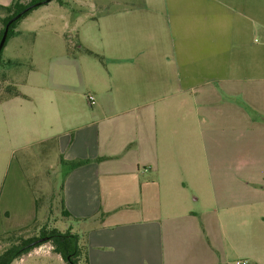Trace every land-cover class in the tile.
<instances>
[{"label": "crops", "instance_id": "crops-1", "mask_svg": "<svg viewBox=\"0 0 264 264\" xmlns=\"http://www.w3.org/2000/svg\"><path fill=\"white\" fill-rule=\"evenodd\" d=\"M114 4L68 20L51 1L8 40L0 196L11 158L52 148L84 162L61 196L86 264H264V0ZM38 27L17 81L11 49Z\"/></svg>", "mask_w": 264, "mask_h": 264}, {"label": "rangeland", "instance_id": "rangeland-1", "mask_svg": "<svg viewBox=\"0 0 264 264\" xmlns=\"http://www.w3.org/2000/svg\"><path fill=\"white\" fill-rule=\"evenodd\" d=\"M65 5L62 9L57 8L56 2L52 1V15L64 14L68 20L71 17L79 16L81 19L90 18L92 20L102 18L104 12L110 8H114L115 2H129L136 0H62ZM34 15V14H33ZM35 17V16H33ZM91 17H94L91 18ZM37 21V20H36ZM47 32L42 27H38L35 32L38 34L37 44L33 46L34 36H26L17 48L11 49L12 54L21 63L17 66L8 67L7 72L14 74L15 80L23 79L26 72L32 66V57H40L42 51L40 49L41 34ZM75 33H70L69 36L73 45L67 49L66 38L60 37L61 51H78L75 43ZM69 40V39H68ZM8 50H4L1 59L7 55ZM3 71L6 68H1ZM1 81V79H0ZM0 84V97L8 96L5 85L10 83ZM43 152V151H42ZM40 149L28 150L22 154H16L10 159L11 166L3 184L2 193L0 196V234L13 231L18 228L27 226L36 218V222L30 229L21 233L23 237L37 236L42 228H57L59 231H65L68 228L73 231L78 230L79 226L65 218L61 213V182L62 169L57 153L51 148L45 156ZM12 160V161H11ZM258 176V175H257ZM257 193H259L260 185L264 182H258ZM8 212L9 215H4ZM81 232V231H80ZM10 241H0V252L10 245ZM231 264H234L235 258L230 255ZM12 264H65L60 257L52 253L49 243L43 244L38 248L24 256L21 261H14Z\"/></svg>", "mask_w": 264, "mask_h": 264}, {"label": "trees", "instance_id": "trees-1", "mask_svg": "<svg viewBox=\"0 0 264 264\" xmlns=\"http://www.w3.org/2000/svg\"><path fill=\"white\" fill-rule=\"evenodd\" d=\"M51 1H55L59 5H65L62 0H12L10 4L6 6L0 5V38L2 36L6 23L18 14L23 9L30 7V9L20 18L12 22L8 28L6 39L2 50L0 51V67L4 65L1 55L8 40L15 34V29L19 22L27 17L33 10L48 4ZM3 79H1L2 81ZM6 86V85H5ZM6 91L11 95L13 89L10 86H6ZM17 95L18 93L15 92ZM1 98V97H0ZM83 161H64L60 158V164L69 170L82 165ZM62 194V184L60 188ZM61 213L65 218H71L69 213L64 209L63 200L61 196L60 200ZM36 218L33 222L27 226L18 228L13 231L0 234V241H10V245L0 252V264H12L14 261H21L24 256L29 255L32 250L39 246L49 243L51 251L55 255L61 258L65 264H86L85 247L81 242L80 235L74 232L73 229L68 228L65 231H59L57 228H42L37 236L23 237L21 233L31 228L35 224ZM78 221L77 219H70ZM40 239H43L40 241Z\"/></svg>", "mask_w": 264, "mask_h": 264}, {"label": "water", "instance_id": "water-1", "mask_svg": "<svg viewBox=\"0 0 264 264\" xmlns=\"http://www.w3.org/2000/svg\"><path fill=\"white\" fill-rule=\"evenodd\" d=\"M30 9V7H27L25 9H23L22 11H20L18 14H16L14 17H12L5 25L4 27V30H3V33H2V36L0 38V51L2 50L3 48V45H4V42H5V39H6V35H7V31H8V28L10 26V24L12 22H14L15 20H17L18 18H20L21 16H23L28 10ZM43 239H40V241H42Z\"/></svg>", "mask_w": 264, "mask_h": 264}, {"label": "built area", "instance_id": "built-area-1", "mask_svg": "<svg viewBox=\"0 0 264 264\" xmlns=\"http://www.w3.org/2000/svg\"><path fill=\"white\" fill-rule=\"evenodd\" d=\"M87 100H88V102H89L90 105L93 104V97L92 96H88L87 97ZM234 264H247V262L245 260H236L234 262Z\"/></svg>", "mask_w": 264, "mask_h": 264}]
</instances>
